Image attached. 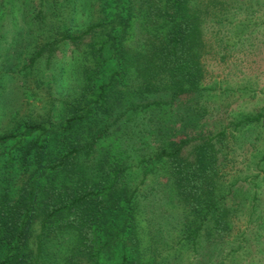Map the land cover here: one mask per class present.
<instances>
[{"label": "trees", "instance_id": "trees-1", "mask_svg": "<svg viewBox=\"0 0 264 264\" xmlns=\"http://www.w3.org/2000/svg\"><path fill=\"white\" fill-rule=\"evenodd\" d=\"M137 1L95 0L88 25L63 35L85 43L94 61L84 68L80 95L65 103L64 121L25 120L0 134L5 167L12 168L7 178L0 174V264H148L139 212L151 173L201 220L194 243L205 222L225 234L218 189L227 132L186 136L152 152L136 142L153 137L158 106L200 89V17L191 0H140L153 31L131 42ZM53 45L39 47L30 64ZM123 85L152 97L122 104ZM129 114L138 121L127 124Z\"/></svg>", "mask_w": 264, "mask_h": 264}, {"label": "rangeland", "instance_id": "rangeland-1", "mask_svg": "<svg viewBox=\"0 0 264 264\" xmlns=\"http://www.w3.org/2000/svg\"><path fill=\"white\" fill-rule=\"evenodd\" d=\"M94 1L0 0V134L25 120L64 121L65 103L80 95L84 68L94 61L85 43L75 45L63 35L88 25ZM191 1L202 32L200 89L158 106L153 137L136 142L152 152L186 136L226 131L229 149L221 155L227 159L218 197L227 209V227L221 236L205 222L194 243L191 235L201 220L151 173L140 193L143 258L148 264H264V117L246 119L264 113V0ZM140 3L131 42L153 31ZM48 42H54L53 50L31 65L33 52ZM122 90L119 99L126 105L152 97L125 85ZM126 118L130 125L138 114ZM6 158L0 152L3 178L12 172Z\"/></svg>", "mask_w": 264, "mask_h": 264}]
</instances>
